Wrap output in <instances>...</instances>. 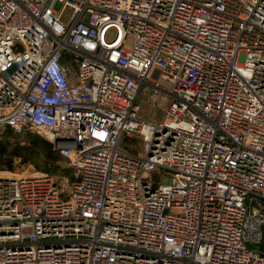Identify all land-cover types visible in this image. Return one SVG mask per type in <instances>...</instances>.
<instances>
[{"label": "built area", "instance_id": "obj_1", "mask_svg": "<svg viewBox=\"0 0 264 264\" xmlns=\"http://www.w3.org/2000/svg\"><path fill=\"white\" fill-rule=\"evenodd\" d=\"M8 127L74 179L0 172V264H264V0H0Z\"/></svg>", "mask_w": 264, "mask_h": 264}, {"label": "trees", "instance_id": "obj_2", "mask_svg": "<svg viewBox=\"0 0 264 264\" xmlns=\"http://www.w3.org/2000/svg\"><path fill=\"white\" fill-rule=\"evenodd\" d=\"M13 138L25 139L21 142L26 141V145L14 142ZM126 144L128 143L126 142ZM61 159L63 158L54 150L53 146L36 133L26 130L21 134H16L8 127L2 134L0 141V170L14 172L16 170L15 163L19 161L22 165L34 166L38 172L61 175L73 181L74 170L71 167L62 169L59 165ZM258 247L264 251V227L263 241Z\"/></svg>", "mask_w": 264, "mask_h": 264}, {"label": "rangeland", "instance_id": "obj_3", "mask_svg": "<svg viewBox=\"0 0 264 264\" xmlns=\"http://www.w3.org/2000/svg\"><path fill=\"white\" fill-rule=\"evenodd\" d=\"M58 12L60 13V19L64 24L70 23L71 17L73 14L71 9L60 6L58 8ZM131 47H132V41H127L125 48L131 49ZM150 94H151L150 88L145 87L139 97V104H140V109H141L139 116L140 118L145 119L147 121H161V119L163 118L165 114L163 103L159 101L157 102L151 99ZM13 140L14 142L22 143L21 141L25 139L13 138ZM22 145H26V141H23ZM59 165L61 166L62 169L70 168L68 161L63 160V159H61V162L59 163ZM15 167H16V170L14 172L6 171V170H0V172H8V173H13V174L28 175V176H33L35 174H46L43 172L36 171L35 167L32 165H28V166L22 165L19 163V161H16ZM48 175L50 177H53L57 182L67 180L70 185L73 182L70 178L67 179V177H64L61 175H56V174H51V175L48 174Z\"/></svg>", "mask_w": 264, "mask_h": 264}]
</instances>
